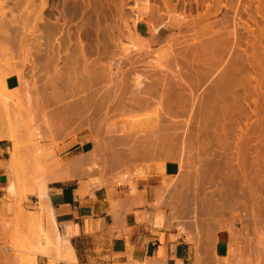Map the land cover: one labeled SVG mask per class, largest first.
Returning <instances> with one entry per match:
<instances>
[{
    "label": "rangeland",
    "instance_id": "374dc122",
    "mask_svg": "<svg viewBox=\"0 0 264 264\" xmlns=\"http://www.w3.org/2000/svg\"><path fill=\"white\" fill-rule=\"evenodd\" d=\"M43 1L33 0L30 3L29 0H0V95H3L5 98L8 97V99L10 98L11 107L14 105V109L12 108L13 113L11 112V127L13 133L17 136V142L23 144V149L25 150V156L22 158L23 168L20 173L21 175L19 174V178L13 177L12 179L18 185L19 195L17 199L22 200L28 187L31 185L42 186L50 183L52 179L49 176H51L50 173L52 174L53 170L50 171L49 169H52L53 166L58 163L69 165L72 162L71 143L83 131H90L93 134L96 148H99L98 150L100 151L96 152L97 157H95L96 154L91 153L94 156L89 155L86 159L84 158L83 162L85 164L83 166L85 168L82 166L83 169L81 171L84 172V169L87 170V167H93L94 164L100 165L101 169L104 167L106 169H114L116 172L114 176L116 186L120 181L124 182L123 176H129L128 180L132 179L133 174L131 169L135 166H137L138 173L139 171L144 172V169L148 166L161 169L169 161H179L183 169L184 181L182 182L181 189L175 192V194L176 197L184 201V206H187L191 214L197 213L199 174L197 175L196 171L199 169L198 167H200L198 172H202L200 174L203 176L204 170L201 168H204L205 161L209 162V157L212 161L215 160L212 163H218L222 160L221 163L223 164L227 163L226 158H228V161L231 160V166L234 167L231 171L229 162V166L226 164L227 166L224 165V167L221 164L225 169L222 173L226 172L227 177L230 176L228 179L234 178V182L237 180L238 182H236L244 187L243 191L242 186L239 188L238 184L233 188L232 197L236 195L232 198L233 213L237 219L235 222L238 227H243L246 230L251 239V260L264 264V209L263 211L261 209L260 213H257L256 203L253 201V194L258 193L257 199L260 200L261 207L264 206V200L261 201V198L264 199V179H262L264 178V166L262 165V168L259 169L258 165L253 166L252 164L254 154L258 148L255 141L258 140L257 138H264V93H257L256 91L260 82L264 84V0H168V9L166 8L167 0H48V7L44 10V14L41 12ZM213 5L218 7V12L215 10L217 8ZM169 14L173 15L174 20H169ZM199 15L209 16V20L205 21L203 23L205 25L203 26L209 25L210 30L196 41H193L190 31L191 23L194 20L196 21ZM180 16H186L187 20ZM10 28L13 29L11 30ZM80 28L82 29L78 32ZM14 30L16 34L13 32ZM155 30H158V32ZM234 30L238 38L236 45L232 36V31ZM47 35H49V38ZM78 37L81 39L79 40ZM139 37L147 42V44L149 43V47L147 46L148 48L146 49L142 47L141 50L137 51L136 49L132 51V42L136 47L138 42L141 46L144 45ZM216 39H220L221 42L223 40L226 41L225 49L211 54L210 60L212 61V65L204 76L199 75L198 72L197 76H194V93L192 95L189 92L184 93L186 101L181 105H169L168 108L172 107L170 111L174 109L176 111L173 110V112L177 114L174 115L173 112L172 114L169 112L170 119L167 117L169 110L165 106V111L160 114L163 115L160 116L163 118L156 116L155 112L157 111L155 108L161 102V97H158V95L161 96V92L153 94L150 99L146 100H149V108L146 106L147 109L144 107V109L137 111H135L137 108L120 111L119 108L113 105V103L116 104L114 98V102H110L112 105L109 103L107 105L109 108L110 105L112 108L114 106L115 110L109 109L111 113L108 112V108H105L108 113H104V107L103 113L101 110L99 112L98 109L100 108L98 107V109L95 108L97 112L93 111V114L90 115L87 113L85 105L84 107L80 105L82 108L75 106L79 101L82 103L83 99L84 104L85 100L89 99V97H86L89 94H91L90 97L93 99L94 92L97 89L100 90L102 87V83L99 86L97 84L96 86L90 85V78H86V66L95 63V61L97 64L101 63L100 65H103L104 62L105 65L115 63L113 65L114 73H118L117 67H124L125 75L127 74L129 78L130 91H128V98L132 96L133 92L137 93V88H135L136 79H134L137 75H148L150 76L149 80H152L159 76L161 79L166 74L165 70H159L154 66V62L158 57L157 55L163 54L164 56L169 54L172 59L169 56H164L165 60L171 59L172 69L175 70V61L179 62L182 66V57L184 55L193 61H197L198 58L190 57L191 53L184 54L188 49L194 46L199 47L203 43H207V41L212 42ZM69 40L72 41L68 42ZM81 41L86 46L84 53L88 58L80 60L79 64L76 65V67L78 66L76 71L75 69H66L64 75L66 77L65 80L71 76L72 78L75 76L74 78L80 79V83L86 82L82 83L83 86L85 85V88H82L83 86L80 84H78V86L80 85V89L77 88L78 86L76 88H71L70 85L63 86L64 83L61 81L63 83L61 84L60 80L62 77L58 71L65 69L66 62L71 61V57L82 55ZM123 55L125 57H122ZM247 55L249 59H247ZM118 61L120 62V66ZM121 61L124 65H122ZM39 63H42L40 67ZM235 63L236 65H234ZM80 65L81 67L79 68ZM233 66H235V73H230ZM146 71L148 73H145ZM80 72H85L83 73L85 76L82 77V73L80 76ZM170 72L169 70L168 73L170 74ZM70 74L71 76H69ZM57 75L60 79L57 78ZM52 76H54L53 80H56V78L57 81L59 80V83H56L57 86L59 85L58 90L60 86L61 91L66 89L60 92L58 96L55 91H52L54 90L53 87L51 86L52 89L49 87V83L54 82L52 81ZM223 76H228L229 83L236 86L234 99L229 102L220 99H216L210 103L205 101L201 106V99L220 85V80ZM243 78L246 80L243 81ZM14 79H17L19 82V85L16 87L18 91L7 84L9 80ZM4 81H6L9 91L4 89ZM87 82H89V85ZM107 85L110 86L111 84L107 82ZM146 85L149 86L151 84L147 83ZM93 86L95 87L93 88ZM104 87L103 85L102 88ZM19 89H23L25 93L20 92ZM11 91H14V93ZM66 91L67 93H64ZM77 91L78 93H76ZM84 91L86 92L84 93ZM18 92H20V95L17 94ZM51 92H54V94ZM61 93L62 100H60ZM63 94H66V97ZM44 96L45 98L43 99L45 100L41 98ZM53 96L56 97L53 98ZM91 98L87 101L89 102ZM20 100H22V103ZM41 100L44 101L45 106L43 102L41 104ZM77 104L79 106L80 103ZM164 105L167 106L168 104ZM41 106L45 107L44 109L48 111L53 119L49 121V119L45 120L43 118V108ZM72 106L78 108L82 114H78L77 109L73 111L70 109L72 113L69 111L71 114L68 112V115L70 116H67L68 119H63L65 121L62 122V119L58 118V111L60 113L62 107L69 110ZM178 106H181V108H178ZM21 110L22 112H20ZM123 112H126L125 115H122ZM73 116L78 117L73 119ZM86 117H91V119L87 120ZM154 117L157 119H154ZM158 119H162V122ZM171 120H175L173 121L174 123ZM156 121L158 122L156 123ZM160 122L164 126L160 125ZM206 122L209 123V128H207ZM158 124L159 126H157ZM221 133L228 135L234 145L230 149L226 148L228 149V156L225 154L227 150L226 152L223 150L224 153L222 148L220 150L219 144H216L219 141L215 138L219 137ZM246 134H249V136L254 135L252 140L255 143L250 142L252 144L249 147L251 150L248 148L249 152L247 149L241 151L246 152L245 154H248L246 159L249 158L252 161L249 162L251 163L250 165L246 163L249 166H245L242 172L243 163L242 160H239L238 155H236V152L237 154L239 153L237 149L235 150L236 145L234 143L237 141V136ZM207 137H210L212 140ZM213 137H215L216 142L213 140ZM39 138L41 141H37ZM233 139L236 141H233ZM204 140L209 141L205 143L207 146L211 144L212 146H208L211 148L205 145ZM11 144L14 148V144L12 142ZM28 145L30 149L32 148L31 150L27 147ZM36 145L39 147H36ZM26 148H28L27 151ZM260 149L264 153V146L260 147ZM229 151L231 152L230 157ZM223 154L226 155V157L224 156L226 160L223 158ZM48 155H50L49 160ZM206 156L208 157L207 160H205ZM42 157L47 158L44 161ZM40 158L43 161H38ZM232 158L236 160L233 161ZM93 159H95L94 163H92L93 161L91 162ZM96 159L100 160L96 161ZM238 160L242 163H240L242 166H239L240 164L237 166ZM249 160L247 159V162ZM55 162L56 164H54ZM90 163L92 165H89ZM246 167L248 172L245 169ZM49 171L50 173H48ZM213 172L214 174L216 173L213 170L207 172V175L211 173L212 176ZM255 173H257L258 178L256 175L255 179H253ZM216 174L213 175V178H215L212 179V195H214L215 189H218L224 183L223 180L226 179L225 174H222L224 178L218 175L219 173ZM244 174L246 177L252 176L251 179L255 180L254 183L250 179L248 183H245L244 179L246 180V177L243 178ZM211 176L210 178H212ZM220 176L223 180L220 179ZM239 179L244 182H241ZM246 185L250 189L245 188ZM240 190L242 192L245 191L247 195L244 192V196ZM247 206L250 209L252 208V210L247 209ZM233 231L238 232L236 227L233 228ZM18 235L19 239L17 240V245L14 247L17 257L20 259L21 264H33L37 255L42 253L41 248H29L27 246L29 236H24L22 232H19ZM43 235L37 237L39 245L43 242ZM45 240L46 245H50L51 240L47 236H45Z\"/></svg>",
    "mask_w": 264,
    "mask_h": 264
},
{
    "label": "crops",
    "instance_id": "0c3cea01",
    "mask_svg": "<svg viewBox=\"0 0 264 264\" xmlns=\"http://www.w3.org/2000/svg\"><path fill=\"white\" fill-rule=\"evenodd\" d=\"M7 84L16 89L19 82ZM13 149L11 141H0V264H21L14 250L19 232L29 236V248H41L33 264H259L251 260L248 233L235 222L233 189H228L229 195L223 192L229 188L226 179L212 195V181L204 183L199 177L201 196L197 213L191 214L175 194L184 181L179 161L161 169L148 166L143 177L137 176L135 166L132 179L123 176V184L116 186L114 169L90 173L75 168L100 151L93 134L83 131L71 143L69 166L52 171L54 181L29 186L18 200L17 184L15 196L9 194ZM211 166L208 172L216 168ZM64 172L70 178L55 179ZM45 236L51 240L48 246Z\"/></svg>",
    "mask_w": 264,
    "mask_h": 264
},
{
    "label": "bare ground",
    "instance_id": "6f19581e",
    "mask_svg": "<svg viewBox=\"0 0 264 264\" xmlns=\"http://www.w3.org/2000/svg\"><path fill=\"white\" fill-rule=\"evenodd\" d=\"M30 1V3L33 1V0H29ZM20 2H22V1H20ZM14 3V2H13ZM18 3V2H17ZM16 3V4H17ZM28 4V3H27ZM34 4V3H33ZM30 5V4H29ZM18 6H20V5H18ZM166 8L168 9L169 8V4H168V0H167V2H166ZM214 6V5H213ZM43 7V8H42ZM42 10H41V12L43 13L44 12V10H46L47 9V7H48V0H44L43 1V4H42ZM214 7H216V6H214ZM217 9H215V10H217V12H218V7H216ZM212 9H214V8H212ZM152 12V11H151ZM207 13V12H206ZM210 13V12H209ZM216 13V12H215ZM44 14V13H43ZM151 15V14H150ZM185 15V14H184ZM140 16V15H139ZM169 17V20L170 21H172V20H174V18H173V15L172 14H169L168 15ZM191 16V15H190ZM41 17H43L42 15H41ZM181 17V16H180ZM183 17V19H185V20H187V17L186 16H182ZM181 17V18H182ZM42 19V18H41ZM44 19V18H43ZM194 20V19H193ZM209 20V16H206V15H199L197 18H196V21L194 20V22H192L191 24V28H190V31H191V35H192V39H193V41H196L199 37H201V36H203L204 34H206L209 30H210V27H209V25H207V26H203V25H205V24H203L205 21H208ZM42 21V20H41ZM9 23V22H8ZM44 23V22H43ZM7 24V23H6ZM46 24V23H45ZM201 24V25H200ZM82 27V26H81ZM11 29V28H10ZM13 29V28H12ZM11 29V30H12ZM55 29V28H54ZM82 28H80L79 29V31L78 32H80V30H81ZM10 31V30H9ZM156 31V30H155ZM14 33H15V30L13 31ZM39 32V31H38ZM38 32H36V33H38ZM156 32H158V30L156 31ZM155 32V33H156ZM40 33V32H39ZM16 34V33H15ZM33 34H35V33H33ZM43 34V33H42ZM81 34V33H80ZM154 34V33H153ZM38 35V34H37ZM71 35V34H70ZM35 36V35H34ZM49 35H47V37H48ZM78 36H80V35H78ZM232 36H233V39H234V44L236 45V43H237V41H238V38L236 37V33H235V30L234 31H232ZM44 37V36H43ZM47 37H45V38H47ZM222 37V36H221ZM224 37V36H223ZM17 38V37H16ZM49 38V37H48ZM135 38V37H134ZM140 38V37H139ZM71 39V38H70ZM78 39L80 40L81 38H79L78 37ZM221 39V38H220ZM220 39L219 40H214V41H212V42H209V41H207V43L205 42V43H203L202 45H200L199 47H197V46H194V47H191L190 49H188L187 50V52L186 53H184V54H189V53H191V56L190 57H192V58H198L197 59V61H193L192 59H190V58H188L187 56H183L182 57V60H183V65L181 66L180 65V63L179 62H177V61H175L176 62V66H175V70H173L172 69V66H171V62H170V60L172 59L171 58V56L169 55V54H167V55H164V56H169L171 59H169L168 58V60H165V57L163 56V54L162 55H157L158 57H157V60H155V62H154V66L156 67V68H158L159 70H165L164 72H166V74H164L163 75V77L160 79L159 77H157V78H155V79H152V80H149V77L150 76H148V75H146V76H142V75H137L136 76V78L134 77V79H136V82H135V88H137V93L136 92H133L132 93V96H130V97H128L127 98V95H128V91H130L129 90V78H128V76H127V74L125 75V72H124V67L122 66V65H124L123 63H122V61H123V59L121 58V63H122V67H117L116 65H115V67H117L118 69H116V70H119L118 71V73H114L113 72V70H114V64H109L108 63V65H105V62H104V64L103 65H100L99 63L97 64V62L95 61V63H92V64H89L88 66H86V64H88V63H86L85 64V66H86V70H85V72H83V73H85L87 76H86V78H90V85H95L96 86V84H97V86H99L100 85V83H102V87H103V85L106 87H104V88H102L101 87V89L100 90H103V91H100V90H96L95 91V89H93L95 86H93V90L95 91H93L94 92V94H93V99L90 97V95L91 94H89L88 96H86V97H89V99L91 98V102L89 101H87V100H89L88 98H87V100H85V103L83 104V101H84V99L83 98H86V97H83L82 99V103L79 101V102H77V103H80L79 104V106H77L78 104L76 103V107H81V106H83L84 107V105H85V108L87 109V113H89L90 115L91 114H93V111H95L96 109L95 108H97L98 109V107L100 108V109H98V111L99 112H101L102 110H103V107H104V113L106 112V110L107 109H105V108H108V110L110 109V110H112V109H114V106H113V108L111 107V103L110 102H116V104L115 103H113V105H115V107H117V108H119L120 109V111L122 110V111H127V109H135V108H137L135 111H137V110H139V109H144V107L147 109V107L146 106H148V108L150 107L149 106V100L148 101H146L147 99H150L151 98V96H153V94H155V93H159V92H161V96H159L158 95V97H161V102H159L158 103V105L156 106V111L157 112H155L157 115V117H159V118H163V117H160V116H163V115H160L161 114V112L163 113L164 111H165V109H164V106L166 107V108H168L169 107V105L170 106H175V105H181L184 101H186L185 100V98H184V96H185V94L184 93H186V92H189L191 95L194 93V79H195V77L197 76V72L199 73V75H205L206 74V72L211 68V65H212V61L210 60V57H211V54H213L214 52H219V51H223L224 49H225V47H226V41L225 40H223V42L225 41V43H223V42H221L220 41ZM47 40V39H46ZM129 40H132V39H129ZM139 40V39H138ZM140 40H141V42H143L144 43V45L143 46H141L140 44H139V42L137 43V47H136V45L134 44L133 45V42H132V51L133 50H136L137 49V51L138 50H141L142 49V47H143V49H146V48H148L149 47V43L147 44V42H145V41H143L141 38H140ZM139 40V41H140ZM72 41V40H71ZM70 40L68 41V42H71ZM78 41V40H77ZM154 41V40H153ZM62 42V41H61ZM61 42H59V43H61ZM64 42V41H63ZM135 43V42H134ZM167 43V42H166ZM57 44H58V42H57ZM71 45H72V43H70ZM80 47L83 49V51H81L80 49V51H81V53H82V55L81 56H75V57H71V61H69V62H71V63H67L66 62V67H64L65 69H60L58 72L60 73V75H61V80H60V82L61 81H63V83H64V85L63 86H69L70 85V87L71 88H73V87H77L78 86V84H80V85H82V83H86V82H82V83H80V79L78 80V79H76V78H72V76H71V74L69 75V76H71V77H69L67 80H65V75H64V72H66V69H68V68H70V69H75V71H76V68H78V66L76 67V65L77 64H79V62H80V60L82 59V58H84V59H87L88 57H86V55H85V49L84 48H86V46L84 45V43L81 41L80 42ZM86 44V43H85ZM63 45V44H62ZM60 46H61V44H60ZM60 46H59V48H60ZM76 46H78V44H76ZM148 46V47H147ZM173 46V45H172ZM77 48V47H76ZM75 48V49H76ZM169 48V47H168ZM56 49V48H55ZM78 49V48H77ZM105 49H106V47H105ZM167 49V48H166ZM62 51V50H61ZM60 51V52H61ZM79 51V52H80ZM165 51V50H164ZM69 52V51H68ZM80 53V54H81ZM62 54V53H61ZM60 54V55H61ZM70 54V53H69ZM77 54H79V53H77ZM125 55V54H124ZM122 56V57H125V56ZM155 55V54H154ZM239 56V55H238ZM32 59V58H31ZM61 59V58H60ZM130 59V58H129ZM150 59V58H149ZM247 59H249V57H248V55H247ZM89 60V59H88ZM112 60V59H111ZM128 60V59H127ZM85 61H87V60H85ZM130 61V60H129ZM173 61V60H172ZM30 62H32V61H30ZM34 62V61H33ZM93 62V61H92ZM100 62V61H99ZM44 63V62H43ZM103 63V62H102ZM113 63V62H112ZM117 63V62H116ZM120 62L118 61V64H119ZM107 64V63H106ZM131 64V63H130ZM39 65V67H40V65H42V63L40 64H38ZM151 65V64H150ZM150 65H149V67H150ZM234 65H236V63L234 64ZM82 66H83V64H82ZM119 66H120V64H119ZM153 66V65H152ZM81 67V65L79 66V68ZM84 67V66H83ZM46 68V67H45ZM153 68V67H152ZM156 68H155V70H156ZM69 69V70H70ZM142 69V68H141ZM140 69V70H141ZM151 69V68H150ZM154 69V68H153ZM65 70V71H64ZM72 70H70V71H72ZM169 70L171 71L170 72V74L168 73L169 72ZM73 72V71H72ZM19 73V72H18ZM75 73H78V72H75ZM81 73L82 72H80L79 74H80V76H81ZM83 73H82V75H83ZM145 73H148L147 71L145 72ZM230 73H235V66H233V68H232V70H231V72ZM10 74V73H9ZM78 74V75H79ZM85 74L82 76V77H84L85 76ZM59 75V76H60ZM67 76V75H66ZM127 76V77H126ZM195 76V77H194ZM53 77L54 76H52V81H54L53 83H49V85L47 84V86H49V87H53V89L54 90H52V91H55L57 94V96L60 94V92H63V91H65V90H63V91H61L62 89L59 87V90H58V86L56 85V83L58 84L59 83V80L57 81V78L58 79H60L59 77H58V75H57V78H56V80H53ZM81 77V79H83ZM63 78H64V80H63ZM154 78V77H153ZM23 79V78H22ZM21 79V81H22V83H23V80ZM47 79V78H46ZM74 79V80H73ZM84 80V79H83ZM83 80H81V81H83ZM88 80H86V81H88ZM132 80H133V78H132ZM243 81L244 80H246L245 78H243L242 79ZM45 81V80H44ZM48 81V80H47ZM50 81V80H49ZM67 81V82H66ZM221 82H220V85L216 88V89H214V90H212L211 92H209L208 94H207V96H205L204 98H202L201 99V106L204 104V102L205 101H207V102H212V101H214V100H216V99H220V100H222V101H225V102H229V101H231V100H233L234 99V96H235V92H236V86H235V84H230L229 83V78H228V76H223L222 77V79L220 80ZM241 81V80H240ZM34 82V81H33ZM35 82H36V80H35ZM51 82V81H50ZM67 84H66V83ZM79 82V83H78ZM93 82V83H92ZM107 82L109 83V84H111L110 86H108L107 85ZM4 83H5V85H4V89L5 90H7V91H9V88H8V86L6 85V81H4ZM30 83V82H29ZM62 82H61V84H63ZM89 82H87V84H88ZM147 83H149V84H151V85H149V86H147L146 84ZM33 85H34V83H33ZM79 85V86H80ZM89 85V84H88ZM24 86V85H23ZM35 86H37L36 84H35ZM34 86V87H35ZM77 87L78 89H80V87ZM83 86V85H82ZM81 86V87H82ZM178 86V87H177ZM21 87H22V85H21ZM25 87V86H24ZM52 87H51V89H52ZM70 87H67V88H70ZM86 87H88V86H86ZM90 87V86H89ZM37 88V87H36ZM82 88H85V85L82 87ZM38 89H39V86H38ZM46 89V88H45ZM48 89V88H47ZM89 89V88H88ZM131 89V88H130ZM17 91H18V89H16ZM23 90V89H22ZM21 89H19V91L20 92H24V90L22 91ZM29 90V89H28ZM33 90H35V89H33ZM48 90H50V89H48ZM47 90V91H48ZM76 90V89H75ZM85 90V89H84ZM15 91V90H14ZM14 91H11V92H13L14 93ZM83 91V90H82ZM89 91V90H88ZM257 93H259V92H262V93H264V84L262 83V82H260L259 83V85H258V88H257ZM16 92V91H15ZM20 92H18L17 94H19ZM32 92V91H31ZM36 92H39V91H36ZM50 92V91H49ZM72 92V91H71ZM75 92V91H74ZM81 92V91H80ZM86 91H84V93H85ZM12 93V94H13ZM21 93V94H22ZM25 93V92H24ZM34 93V92H33ZM52 94H54V92H51ZM64 93H67V91L66 92H64ZM76 93H78V91L76 92ZM90 93H91V91H90ZM11 94V95H12ZM27 94V93H26ZM40 94V93H39ZM82 94V93H81ZM88 94V93H87ZM20 95V94H19ZM27 95H29V94H27ZM41 95V94H40ZM42 95H43V93H42ZM64 96L66 95V94H63ZM75 95V94H74ZM114 95V96H113ZM33 96H34V94H33ZM11 97V96H10ZM31 97V96H30ZM49 97H50V95H49ZM56 97V96H55ZM54 96H53V98H55ZM66 97V96H65ZM42 99L43 98H45V96L44 97H41ZM58 98V97H57ZM113 98H114V101H113ZM8 97L7 98H5L3 95H0V141H3V140H7V141H11V142H13V144H14V149H13V152H12V159H11V161H10V163H9V171H10V177H11V181H10V184H9V194L11 195V196H15V194H16V183L12 180L13 179V177L14 178H19V176L21 175L20 173L22 172V168H23V166H22V161H23V155H24V153H25V150L23 149V144H21V143H19V142H17V136L13 133V131H12V125H11V123H12V121H11V112L13 113V106L11 107V101L8 99ZM13 99V98H12ZM40 99V98H39ZM63 99V97H62V93H61V95H60V100H62ZM18 100V99H17ZM43 100H45V99H43ZM43 100H41L40 102H41V104H42V102H43V105H44V101ZM51 100V99H50ZM49 100V101H50ZM159 100V101H160ZM21 101V103H22V100H20ZM36 101H37V99H36ZM39 102V103H40ZM25 103V102H24ZM31 103V102H30ZM47 103V102H46ZM52 103V102H51ZM111 104L110 105V108L107 106V105H109V104ZM168 104L167 106L166 105H164V104ZM34 104V103H33ZM40 104V105H41ZM83 104V105H82ZM24 105V104H23ZM32 105V104H31ZM39 105V106H40ZM46 105V104H45ZM44 105V106H45ZM48 105V104H47ZM81 105V106H80ZM22 106V105H21ZM26 106V105H25ZM38 106V105H37ZM36 106V107H37ZM181 108V106H178V108ZM13 108V109H12ZM19 108H20V106H19ZM27 108H28V105H27ZM41 108H43V115L42 116H44L43 118L46 120V119H49V121H50V119H53V117L48 113V111L46 110V109H44L45 107H42L41 106ZM40 108V110H42ZM78 108H75L74 106H72L71 108H69V110H68V108L66 109L65 107L63 108L62 107V109H61V111H60V113H59V111H58V113L57 114H59V119H62L61 121L63 122V121H65V120H63V119H66L67 118V116H70V115H68L70 112L69 111H73V110H75V109H77L76 111H78V114L80 113L79 112V110H78ZM82 108V107H81ZM171 109H172V107H170ZM170 108H168V110L166 109V111H168L167 112V115H168V113L169 112H171V114H172V112H173V110L172 111H170L171 109ZM21 109V108H20ZM19 109V110H20ZM29 109V108H28ZM71 109V110H70ZM85 109V110H86ZM59 110H60V108H59ZM101 110V111H100ZM108 111V112H110L111 113V111ZM115 110V109H114ZM17 111V110H16ZM47 111V112H46ZM72 111H71V113H72ZM75 111V112H76ZM92 111V113H90ZM103 111H102V113H103ZM113 111V110H112ZM151 111V110H150ZM153 111V110H152ZM174 111H176V110H174ZM179 111V110H178ZM20 112H22V110L20 111ZM69 112V113H68ZM84 112V111H83ZM95 112H97V111H95ZM94 112V113H95ZM108 112H106V113H108ZM140 112V111H139ZM14 113H15V110H14ZM18 113V112H17ZM41 113V112H40ZM56 113V112H55ZM55 113H53V114H55ZM70 113V114H71ZM85 113V112H84ZM125 113L126 112H123L122 113V115L124 114L125 115ZM154 113V114H155ZM174 113V112H173ZM28 114V113H27ZM80 114H82V112L80 113ZM88 114V115H89ZM139 114V113H138ZM146 114V113H145ZM176 114V112L174 113V115ZM76 115V114H75ZM108 115H110V114H108ZM121 115V114H120ZM149 115V114H148ZM153 115V114H152ZM166 115V116H167ZM174 115H171V116H174ZM177 115V114H176ZM54 116V115H53ZM87 116V115H86ZM127 116V115H126ZM169 116L170 115H168L167 117L169 118ZM55 117V116H54ZM71 117H72V115H71ZM76 117H78V116H73V119H76ZM83 117H85L84 115H83ZM92 117V116H91ZM91 117L89 118H87V120H89V119H91ZM175 117V116H174ZM129 118V117H128ZM54 119H56V118H54ZM68 119V118H67ZM71 119V118H70ZM78 119V118H77ZM82 119V118H81ZM141 119V118H140ZM154 119H157L156 117H154ZM170 119V118H169ZM150 120V119H149ZM158 120H160V119H158ZM162 120V119H161ZM160 120V121H161ZM48 121V120H47ZM47 121H45V122H47ZM140 121V120H139ZM164 121V120H163ZM166 121H167V118H166ZM172 121V123H174L173 121H175V120H171ZM158 121H156V123H157ZM162 122V121H161ZM159 123L160 125L162 124V123ZM170 122V121H169ZM178 122V121H177ZM172 123H171V125H172ZM75 124V123H74ZM142 124V123H141ZM159 124L157 125V126H159ZM169 124V123H168ZM208 122H206V126H207V128H209L208 127ZM48 125H50V124H48ZM103 125V124H102ZM163 125V124H162ZM174 125V124H173ZM98 126V125H97ZM164 126V125H163ZM160 127H162V126H160ZM160 127H159V130H160ZM169 127V126H168ZM171 127V126H170ZM107 130H109L108 128H107ZM158 132V131H157ZM208 132V131H207ZM151 133H153V132H151ZM154 134V133H153ZM156 135V134H155ZM154 136V135H153ZM218 137V136H217ZM215 138V137H213V140L216 142V140L215 139H218L217 141H219L218 143L216 142V144H219V148H220V150H221V148H222V151L223 150H225V152H226V150H227V152L225 153L224 151V153L225 154H227V156H228V149H226V148H229L230 149V147L231 146H234L232 143L233 142H231V140L229 139V137H228V135H226L225 133H221V135H219V137L218 138ZM254 137V135H252V136H249V134L247 135H239V136H237V141L236 140H234L233 139V141H236V143H234L236 146H235V150L237 149V151H238V153L239 154H237V152H236V155H238V157L240 158L239 160H242V163H243V169H242V172L244 171V167L245 166H247V164L246 163H248L249 165L251 164V163H249V162H252V161H250L249 160V158H247L249 161L247 162V159H246V156L248 155H246L245 153L246 152H241L242 150H244V149H247V151L249 152L251 149L249 148L250 147V144H252V143H250V142H254L253 140H252V138ZM158 138V137H157ZM208 139L210 138V137H207ZM215 138V139H214ZM231 138H232V136H231ZM255 139V138H254ZM258 140L257 141H255L256 142V145H257V151L255 152V154H254V157H253V166H255V165H258V167H259V169H261L262 168V165L264 166V153L261 151V149H260V147H263L264 146V138L262 139V138H257ZM39 139H37V141H38ZM210 140H212L211 138H210ZM230 140V141H229ZM208 143L207 142V140L205 141L204 140V143ZM254 142V143H255ZM205 143V145L207 146V144ZM213 143V142H212ZM22 146H21V145ZM232 144V145H231ZM30 145V144H29ZM27 146V147H29V150H31L30 149V146ZM39 145V144H38ZM38 145H36V147H39ZM208 146H212L211 144L209 145L208 144ZM207 146V147H208ZM218 146V145H217ZM35 147V148H36ZM252 147V146H251ZM208 148H211V147H208ZM207 148V149H208ZM233 148V147H232ZM250 150H249V149ZM27 149L28 148H26V151H27ZM218 149V148H217ZM34 150V149H33ZM210 150V149H209ZM219 150V149H218ZM206 151V150H205ZM232 153H233V151L232 150H230ZM229 151V157H230V152ZM34 152V151H33ZM191 152V151H190ZM247 152V153H248ZM207 153V152H206ZM209 153H210V151H209ZM190 154V153H189ZM212 154V153H211ZM234 154V153H233ZM232 154V155H233ZM34 155H36V153H34ZM52 155V154H51ZM90 155H93V154H90ZM94 155H95V153H94ZM93 155V156H94ZM221 155V154H220ZM251 155V154H250ZM49 156L50 155H48V160H49ZM55 156V155H54ZM189 156V155H188ZM218 156V155H217ZM224 156L226 157V155H224L223 154V158H224ZM53 157V156H52ZM96 157V156H95ZM207 157V156H206ZM205 157V160H207L208 159V157L206 158ZM219 157V156H218ZM233 157V156H232ZM235 157H237V156H235ZM248 157V156H247ZM43 158V160L44 159H46L47 157H42ZM42 158H40V160H38V161H41L42 160ZM84 158V157H83ZM82 158V159H83ZM234 158V157H233ZM232 158V159H233ZM53 159H54V157H53ZM86 159V158H85ZM212 159H214V158H212ZM225 159V158H224ZM227 159V163H225V164H223V163H221L222 162V160L220 161V162H218L217 160V162L218 163H212L213 161H215V160H211V158L209 157V162H207V161H205V164H204V168H201V169H203V170H205V172H204V174H206L207 172H208V170L210 169V165H212V164H214L215 165V167L219 170H217L216 171V173H219L218 175H221L222 176V172L223 171H225V169H224V165H228V162L230 163V166L232 165L231 164V160H229L228 161V158H226ZM225 159V160H226ZM231 159V158H230ZM42 160V161H43ZM90 160V159H89ZM234 160H236V159H233V161ZM238 160V161H239ZM45 161V160H44ZM92 161V160H91ZM211 161V162H210ZM58 162V161H57ZM45 163V162H44ZM75 163H77V162H75ZM84 163V162H83ZM83 163H77L76 164V167L75 168H77V169H79L80 167V169L82 170L83 168H82V166L81 165H83ZM94 163V162H93ZM108 163V162H107ZM241 162L239 161V163L237 162V166L240 164ZM241 163V164H242ZM46 164V163H45ZM52 164V163H51ZM54 164H56V162L54 163ZM85 164V163H84ZM221 164L224 166V167H221V169H220V166H221ZM235 164V163H234ZM239 165V166H242V165ZM72 165V164H71ZM213 165V166H214ZM217 165V166H216ZM226 165V166H227ZM248 165V166H249ZM69 165H67V166H61L59 163L58 164H56L55 166H53L52 167V169H49L50 171L51 170H53V172L57 169V170H59V169H63V168H65V167H68ZM100 165H98V164H94V166L93 167H87V171L88 172H93L94 170H96V169H100V170H103V169H101L100 167H99ZM110 166V165H109ZM213 166H211V167H213ZM229 166V165H228ZM247 166V167H248ZM252 166V167H253ZM84 168H85V166H83ZM234 167V166H233ZM232 166H231V168H230V170L233 168ZM247 167L245 168L246 169V171L248 172V169H247ZM251 167V166H250ZM51 168V167H50ZM199 169H200V167H198ZM216 168H212L213 170L214 169H216ZM222 168L224 169V170H222ZM228 168V167H227ZM240 168V167H239ZM70 169H71V166H70ZM199 169L196 171V173H197V175H198V178L199 177H202V178H204V181H203V179L201 178V181H203L204 183H206L205 182V179H206V181H212V179H214L213 178V175H217L216 173L214 174V172H213V174H212V176H211V173L210 174H208V176H205V177H203V176H201V174L200 173H202V172H198L199 171ZM206 169H207V172H206ZM56 170V171H57ZM239 170H241V169H239ZM50 171L48 172V173H50ZM61 171V170H60ZM232 171V170H231ZM245 171V172H246ZM241 172V171H240ZM241 172V173H242ZM257 172H260V171H257ZM261 172H262V170H261ZM56 173V172H55ZM55 173H53V175L55 174ZM195 173V174H196ZM226 173V172H225ZM224 173V174H225ZM235 173V172H234ZM250 173H251V171H250ZM249 173V174H250ZM263 173V172H262ZM20 174V175H19ZM223 174V175H224ZM238 174V173H237ZM246 174V173H245ZM244 174V175H245ZM260 174V173H259ZM264 174V173H263ZM263 174H260V175H263ZM50 175H52L51 173H50ZM74 175H76L75 173H74ZM207 175V174H206ZM229 175V174H228ZM239 175V174H238ZM254 175V174H253ZM256 175H257V173H255V175H254V177H253V179H255V177H256ZM78 176V175H77ZM77 176H75V177H77ZM137 176H144V172H141V171H139L138 173H137ZM148 176V175H147ZM210 176L212 177V178H210ZM221 176H220V179H222L221 178ZM225 178H226V180H227V182L225 181V179L223 180V181H225L226 182V184L228 183V185H227V187L229 186V188H227V190H226V188H225V190H223V192L224 191H227L226 192V194L225 195H229V190H231V189H233V188H235L236 186H237V184H238V186H239V188L242 186L241 184H239V183H237L236 181L234 182V180L231 178V179H228L229 177H227V174H225ZM240 176H242V175H240ZM240 176H239V178H240ZM46 177V176H45ZM49 177H51V176H49ZM49 177H48V179H49ZM196 177V176H195ZM207 177H209L208 179H207ZM219 177V176H218ZM223 178H224V176H222ZM244 177H246V175L245 176H243V178ZM248 177V176H247ZM247 177H246V180L244 179V181H245V183H248L249 181V179L251 180V182L253 181L251 178H252V176L251 177H248V179H247ZM66 178H70V175H69V173L67 172H64V173H59L58 174V176L57 177H55V179H58V180H62V179H65L66 180ZM257 178H258V175H257ZM260 178H261V176H260ZM259 178V179H260ZM43 179V178H42ZM46 179V178H45ZM44 179V180H45ZM52 180H53V177L51 178ZM51 179H49V180H51ZM100 179V178H99ZM238 179V178H237ZM242 179V178H241ZM258 179V180H259ZM262 179H264V178H262ZM43 180V181H44ZM101 180L102 179H100V180H96V182H95V185H97V186H99L100 184H101ZM240 180V179H239ZM25 181H27V180H25ZM46 181V180H45ZM54 181V180H53ZM104 181V180H103ZM197 181V180H196ZM196 181H194V182H196ZM214 181V180H213ZM241 182H244V181H242V180H240ZM239 181V182H240ZM255 181V180H254ZM254 181L252 182V183H254ZM264 181V180H263ZM30 182V181H29ZM50 182V181H49ZM105 182V181H104ZM107 182V181H106ZM224 182V183H225ZM257 182V181H256ZM46 183V182H45ZM197 183V182H196ZM202 183V182H201ZM203 183V184H204ZM245 183H244V185H245ZM261 183V182H260ZM264 183V182H263ZM121 184H123L121 181H120V183H119V185H121ZM198 184H200V181L198 182ZM197 185V184H196ZM202 185V184H201ZM206 185V184H205ZM224 185V184H223ZM250 185V184H249ZM257 185V184H256ZM226 187V186H225ZM247 187V185L245 186V188ZM249 187V186H248ZM247 187V188H248ZM190 188V187H189ZM231 188V189H230ZM244 187L242 186V191L244 190L243 189ZM205 189H207V188H205ZM229 189V190H228ZM248 189H250V188H248ZM195 191V190H194ZM241 190H240V192H242ZM254 191V190H253ZM253 191H251V192H253ZM245 192V191H244ZM244 192H242L243 193V195H244ZM255 192H256V190H255ZM191 194V193H190ZM199 194V193H198ZM231 194H233V193H231ZM245 194H246V192H245ZM197 195V194H196ZM217 195H219V194H217ZM247 195V194H246ZM254 196H253V198H254V200L253 201H255V203H256V208H257V213H260V211H261V209H262V211H263V209H264V206L263 207H261V202H260V200H258L257 198H258V193L257 194H253ZM194 196V195H193ZM199 196H201V195H199ZM216 196V195H215ZM214 196V197H215ZM224 196V195H223ZM232 196V195H231ZM234 196H236V195H233V197ZM238 196V195H237ZM245 196V195H244ZM197 197V196H196ZM212 197V196H211ZM219 197V196H218ZM228 197V196H227ZM242 197V196H241ZM236 198V197H235ZM238 198V197H237ZM245 198V197H244ZM243 198V199H244ZM252 198V199H253ZM260 198H261V196H260ZM195 199V198H194ZM201 199V198H200ZM204 199V198H203ZM210 199V198H209ZM242 199V198H241ZM242 199V200H243ZM248 199H249V197H248ZM262 200L261 201H263L264 199L263 198H261ZM197 200V199H196ZM206 200V199H205ZM245 200V199H244ZM202 201V200H201ZM209 202V201H208ZM238 202V201H237ZM203 203V202H202ZM207 203V202H206ZM242 203V202H241ZM245 203V202H244ZM243 203V204H244ZM263 203H264V201H263ZM240 204V203H239ZM204 205V204H203ZM198 206V205H197ZM243 206V205H242ZM251 206V205H250ZM241 207V206H240ZM249 208V206H247V209ZM250 209V208H249ZM197 210V209H196ZM204 210V209H203ZM250 210H252V208L250 209ZM249 210V211H250ZM264 212V211H263ZM217 213V212H216Z\"/></svg>",
    "mask_w": 264,
    "mask_h": 264
},
{
    "label": "built area",
    "instance_id": "2783aa9c",
    "mask_svg": "<svg viewBox=\"0 0 264 264\" xmlns=\"http://www.w3.org/2000/svg\"><path fill=\"white\" fill-rule=\"evenodd\" d=\"M39 141H41V139L39 138ZM42 143V142H41Z\"/></svg>",
    "mask_w": 264,
    "mask_h": 264
}]
</instances>
